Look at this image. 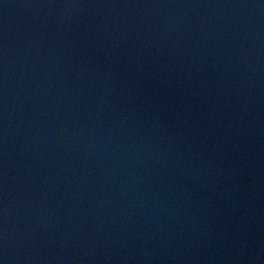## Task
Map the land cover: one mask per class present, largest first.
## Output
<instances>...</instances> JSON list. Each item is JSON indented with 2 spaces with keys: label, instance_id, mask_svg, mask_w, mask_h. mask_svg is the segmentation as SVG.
<instances>
[{
  "label": "water",
  "instance_id": "water-1",
  "mask_svg": "<svg viewBox=\"0 0 264 264\" xmlns=\"http://www.w3.org/2000/svg\"><path fill=\"white\" fill-rule=\"evenodd\" d=\"M0 264H264V0H0Z\"/></svg>",
  "mask_w": 264,
  "mask_h": 264
}]
</instances>
